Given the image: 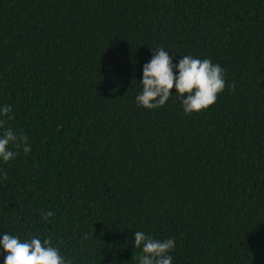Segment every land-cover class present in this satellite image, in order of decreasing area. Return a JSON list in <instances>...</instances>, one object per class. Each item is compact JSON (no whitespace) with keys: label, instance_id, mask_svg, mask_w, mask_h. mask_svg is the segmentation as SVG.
I'll use <instances>...</instances> for the list:
<instances>
[{"label":"trees","instance_id":"trees-1","mask_svg":"<svg viewBox=\"0 0 264 264\" xmlns=\"http://www.w3.org/2000/svg\"><path fill=\"white\" fill-rule=\"evenodd\" d=\"M161 46L224 69L215 104H137ZM5 105L31 150L0 159V239L139 264L143 231L172 264H264V0H0Z\"/></svg>","mask_w":264,"mask_h":264},{"label":"clouds","instance_id":"clouds-1","mask_svg":"<svg viewBox=\"0 0 264 264\" xmlns=\"http://www.w3.org/2000/svg\"><path fill=\"white\" fill-rule=\"evenodd\" d=\"M224 69L214 64L211 59H198L191 55L181 57L178 63L173 62L172 56L163 46L154 48L151 60L143 65L142 92L136 96L139 106L156 109L165 105L173 94V89L181 98L185 114L199 113L215 104L218 95L226 87ZM235 91V83L228 86ZM11 105L0 108V116L9 120L14 117ZM6 124L0 119V128ZM24 133L15 134L11 128H6L0 136V159L7 163L15 159L18 151L9 149L12 144L17 150L23 149L25 154L31 150ZM0 179H7V173H0ZM53 216L51 211L43 215V219ZM0 246L6 253L4 264H69L50 239L32 236L31 239L21 240L19 236L7 232L0 239ZM142 255L138 257L139 264H172L169 253L175 248V240L168 238L157 240L143 231H135L134 247L141 248Z\"/></svg>","mask_w":264,"mask_h":264}]
</instances>
